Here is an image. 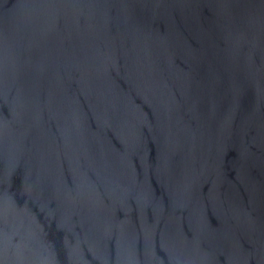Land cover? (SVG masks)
Segmentation results:
<instances>
[{
    "label": "water",
    "instance_id": "water-1",
    "mask_svg": "<svg viewBox=\"0 0 264 264\" xmlns=\"http://www.w3.org/2000/svg\"><path fill=\"white\" fill-rule=\"evenodd\" d=\"M0 264H264V0H0Z\"/></svg>",
    "mask_w": 264,
    "mask_h": 264
}]
</instances>
